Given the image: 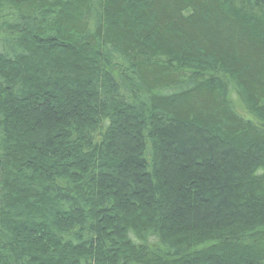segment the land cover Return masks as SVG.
<instances>
[{
    "label": "trees",
    "instance_id": "1",
    "mask_svg": "<svg viewBox=\"0 0 264 264\" xmlns=\"http://www.w3.org/2000/svg\"><path fill=\"white\" fill-rule=\"evenodd\" d=\"M0 264H264V0H0Z\"/></svg>",
    "mask_w": 264,
    "mask_h": 264
}]
</instances>
